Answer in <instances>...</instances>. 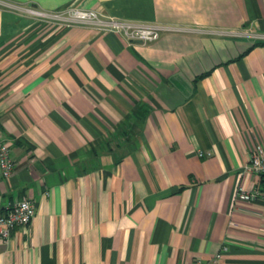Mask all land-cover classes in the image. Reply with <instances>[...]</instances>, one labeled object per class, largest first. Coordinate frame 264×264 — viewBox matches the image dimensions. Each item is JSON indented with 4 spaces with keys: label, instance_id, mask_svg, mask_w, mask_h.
Wrapping results in <instances>:
<instances>
[{
    "label": "crops",
    "instance_id": "obj_1",
    "mask_svg": "<svg viewBox=\"0 0 264 264\" xmlns=\"http://www.w3.org/2000/svg\"><path fill=\"white\" fill-rule=\"evenodd\" d=\"M27 6L164 30L130 42ZM0 138V211L35 205L0 264H192L222 245L218 264H264V177L243 170L264 144V0H0Z\"/></svg>",
    "mask_w": 264,
    "mask_h": 264
},
{
    "label": "built area",
    "instance_id": "obj_2",
    "mask_svg": "<svg viewBox=\"0 0 264 264\" xmlns=\"http://www.w3.org/2000/svg\"><path fill=\"white\" fill-rule=\"evenodd\" d=\"M26 12L39 17H47L48 19L60 24H92L104 30L113 31L126 37L130 42L141 41L150 42L156 40L163 27L156 24H145L134 21L117 19L103 16L96 9H87L79 7H67L63 10L44 12L34 7H24ZM8 145L0 138V172L3 177H9L13 173L14 162L10 156ZM199 156H209L210 151H197ZM245 172L256 174L264 177V144L257 142L250 154L247 162L243 166ZM263 191L260 186L254 188H244L237 185L234 191V199L244 201H254L261 196ZM35 215V205L33 200L22 198L17 200L9 207L0 211V240L7 242L10 238L12 230L17 226L28 225ZM226 246L221 248L211 257L203 260L201 257H195L192 264H218L222 257Z\"/></svg>",
    "mask_w": 264,
    "mask_h": 264
},
{
    "label": "rangeland",
    "instance_id": "obj_3",
    "mask_svg": "<svg viewBox=\"0 0 264 264\" xmlns=\"http://www.w3.org/2000/svg\"><path fill=\"white\" fill-rule=\"evenodd\" d=\"M29 15H32L31 13H29ZM34 15V14H33ZM32 15V16H33ZM34 16H36V15H34ZM37 17V16H36ZM38 18H40L42 21H48V22H52V23H54L55 25H57V26H65V25H60V24H58V23H56V22H54V21H52V20H50V19H48L47 17H38Z\"/></svg>",
    "mask_w": 264,
    "mask_h": 264
}]
</instances>
